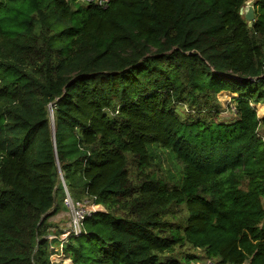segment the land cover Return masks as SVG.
<instances>
[{
    "label": "trees",
    "instance_id": "1",
    "mask_svg": "<svg viewBox=\"0 0 264 264\" xmlns=\"http://www.w3.org/2000/svg\"><path fill=\"white\" fill-rule=\"evenodd\" d=\"M248 1L0 0V264H57L60 170L105 208L68 237L69 264H264V0L252 26ZM159 149L181 174L134 180L129 156ZM185 245L202 258L171 255Z\"/></svg>",
    "mask_w": 264,
    "mask_h": 264
},
{
    "label": "rangeland",
    "instance_id": "2",
    "mask_svg": "<svg viewBox=\"0 0 264 264\" xmlns=\"http://www.w3.org/2000/svg\"><path fill=\"white\" fill-rule=\"evenodd\" d=\"M250 1H254V0H249ZM247 2V3H248ZM247 3L245 4V6L243 8L247 7ZM246 13V9L244 10V14ZM217 98L219 100V102L221 103V105L223 106V109H226L225 112L223 113V115L219 116V118H221L222 120L225 119H230L231 117H233L232 115H230V111H231V107H233V95L230 92H220L217 95ZM257 108V113L259 117H263L264 116V102L258 103V105H255ZM52 112V109H51ZM229 112V113H228ZM261 133L264 135V126L261 129ZM133 156H129L130 159V173L132 178L135 180L137 176H139L141 174V172H148L151 173L153 175H157L158 177L162 178H171L172 176H176L178 177L181 172H182V168L183 165L182 163L179 161L177 155L175 153H170L167 150H163V149H159L157 152V155L153 157L152 161H151V165L148 167H142L140 166L134 159ZM187 217V209L184 205H174L169 209V214H167L166 219L170 220L171 222H173L174 224H180L181 226H183L185 224V220ZM53 225L50 228V234L53 236H67L66 235V229L69 227L68 224V217H60V218H53ZM56 234V235H55ZM52 249V248H51ZM173 256H177L179 259H181L182 261L185 260V258L190 257V256H198L200 259L203 256V251L199 250V249H195L190 245H185V246H179L175 249V251L171 254ZM56 259L59 260L61 259V257H56L54 254L51 255V259ZM195 260V259H191ZM65 263L66 262H70V259L65 258L64 259ZM67 264V263H66ZM244 264H249L244 263Z\"/></svg>",
    "mask_w": 264,
    "mask_h": 264
},
{
    "label": "built area",
    "instance_id": "3",
    "mask_svg": "<svg viewBox=\"0 0 264 264\" xmlns=\"http://www.w3.org/2000/svg\"><path fill=\"white\" fill-rule=\"evenodd\" d=\"M87 3H95L101 6H106L108 0H82ZM52 109V107H51ZM53 111V109H52ZM61 183L63 185L65 191L64 197V205L68 214V222L69 227L66 229L67 236L58 237L49 234L47 236L51 242V248L56 257H61L59 260L51 259L53 262L57 264H66L64 259V245L67 243V239L70 235L79 236L86 234L85 231V221L88 217H91L93 214L99 211H105L104 206L99 202L98 197L96 195H86L83 198H74L71 194L68 185L66 184L64 179H61ZM69 264V263H67ZM192 264H216L213 260H198L193 262Z\"/></svg>",
    "mask_w": 264,
    "mask_h": 264
},
{
    "label": "water",
    "instance_id": "4",
    "mask_svg": "<svg viewBox=\"0 0 264 264\" xmlns=\"http://www.w3.org/2000/svg\"><path fill=\"white\" fill-rule=\"evenodd\" d=\"M254 4H255V0L250 1L247 3V7L241 8V11H240L241 14H244V10L246 9V13L244 15H245L246 20L249 21V26H252L253 21L255 19ZM50 116H51L52 124H54V111L52 112L50 111ZM53 135H54L55 152L57 156V147H56V142H55V128L54 127H53ZM57 163L59 164L58 157H57ZM60 178L64 179L61 170H60Z\"/></svg>",
    "mask_w": 264,
    "mask_h": 264
},
{
    "label": "crops",
    "instance_id": "5",
    "mask_svg": "<svg viewBox=\"0 0 264 264\" xmlns=\"http://www.w3.org/2000/svg\"><path fill=\"white\" fill-rule=\"evenodd\" d=\"M67 216L68 217V214L66 212V209L64 208L63 210H61L60 212H58L56 215H55V218H60V217H65ZM69 224V222H68ZM68 263V262H67ZM70 263V262H69Z\"/></svg>",
    "mask_w": 264,
    "mask_h": 264
}]
</instances>
